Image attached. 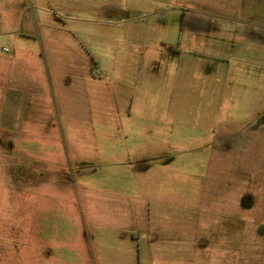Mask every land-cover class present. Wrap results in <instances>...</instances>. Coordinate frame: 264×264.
<instances>
[{
  "label": "rangeland",
  "instance_id": "rangeland-1",
  "mask_svg": "<svg viewBox=\"0 0 264 264\" xmlns=\"http://www.w3.org/2000/svg\"><path fill=\"white\" fill-rule=\"evenodd\" d=\"M41 1L56 28L26 30L15 55L0 44L5 73L42 88L20 103L19 144L0 132V180L30 170L14 264H264L261 7Z\"/></svg>",
  "mask_w": 264,
  "mask_h": 264
},
{
  "label": "crops",
  "instance_id": "crops-1",
  "mask_svg": "<svg viewBox=\"0 0 264 264\" xmlns=\"http://www.w3.org/2000/svg\"><path fill=\"white\" fill-rule=\"evenodd\" d=\"M61 1L59 0V3ZM218 1H220V4H223L224 6H232V0ZM240 1L241 8L251 10L250 13L253 12L255 5L258 10H260L259 7H261L262 13L260 18L264 22V0H236V6L239 5ZM210 2H212V0H206L205 3L209 5ZM66 5H70L69 8L66 6L69 10L80 9L83 11L88 8V10L91 11V9H106L104 8L105 6L98 7L99 4L88 2H82L81 6H77L69 1V4ZM45 6L46 4H44V1L41 0H0V44L3 42L10 43L9 48L4 49V52L15 55L20 51H23L21 46L13 45V42L14 39H19L20 37L25 39L26 34H24V32L26 30L30 31L31 29L35 30V28L41 27L56 28L50 23L42 22L43 18L41 21V17H39L37 12H35L39 8L45 9ZM206 6L207 5H205V7ZM43 13L44 12H42V14ZM222 15H225V13H219V16ZM250 17L251 19L253 18L252 15ZM197 30L198 29H194V32ZM192 36L194 37L195 35L192 34ZM5 64V59L0 57V132L3 133L4 131L9 130L8 135L5 136L6 141L3 142L4 144L17 145L20 142V138H14L11 136L10 131L18 130V128L21 129V127H19L22 114L20 103L24 101L26 96V98H28V96H30L33 92H37V94L41 92L42 88L36 82H29L25 78L16 74L15 71H12V66H10L9 71L6 74L4 71ZM53 86L55 89L59 90L60 88H63L58 79L54 81ZM31 97L33 98L34 96ZM35 105H39L42 109H45L44 96L37 97L34 101V106ZM21 138L24 137L22 136ZM143 155L144 154H140V156ZM140 156H137L136 159H140ZM3 159H5L6 162L10 160L8 155H6ZM4 166L6 167V165ZM4 166H2V169L5 168ZM28 175H30L29 168L22 166L20 175L21 179L18 181L19 183H14L11 179H9V182H3L0 180V264L16 263V260L19 259L20 256V249L23 248V243L27 241V233L24 234L23 230V219H25L24 212H27L28 200L26 192L24 193V187H26V185H20V183L23 182L25 177ZM0 177H2L1 174ZM16 196H19L18 199ZM20 214L21 218H19ZM231 240H233V236ZM19 242L22 243L19 244ZM224 246L228 247L226 244ZM224 250L225 251L219 250L217 255L215 254V257H217L220 261L222 260V253L224 255L228 254L230 258L232 256L231 249Z\"/></svg>",
  "mask_w": 264,
  "mask_h": 264
},
{
  "label": "flooded vegetation",
  "instance_id": "flooded-vegetation-1",
  "mask_svg": "<svg viewBox=\"0 0 264 264\" xmlns=\"http://www.w3.org/2000/svg\"><path fill=\"white\" fill-rule=\"evenodd\" d=\"M108 12H109L108 10H99V9L98 10H95V9H91V13H93L91 16L93 18H95V17L100 18V17H104L105 15H107Z\"/></svg>",
  "mask_w": 264,
  "mask_h": 264
}]
</instances>
